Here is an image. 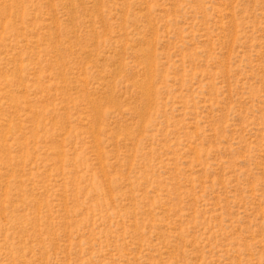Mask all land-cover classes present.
<instances>
[{"label": "rangeland", "instance_id": "obj_1", "mask_svg": "<svg viewBox=\"0 0 264 264\" xmlns=\"http://www.w3.org/2000/svg\"><path fill=\"white\" fill-rule=\"evenodd\" d=\"M0 264H264V0H0Z\"/></svg>", "mask_w": 264, "mask_h": 264}]
</instances>
